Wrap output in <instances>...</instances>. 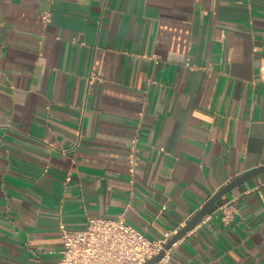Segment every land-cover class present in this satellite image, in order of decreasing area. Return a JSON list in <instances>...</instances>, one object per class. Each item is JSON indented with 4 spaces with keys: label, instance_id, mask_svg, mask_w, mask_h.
Returning <instances> with one entry per match:
<instances>
[{
    "label": "crops",
    "instance_id": "1",
    "mask_svg": "<svg viewBox=\"0 0 264 264\" xmlns=\"http://www.w3.org/2000/svg\"><path fill=\"white\" fill-rule=\"evenodd\" d=\"M263 164L264 0H0V264L93 216L159 237ZM165 264H264V170Z\"/></svg>",
    "mask_w": 264,
    "mask_h": 264
},
{
    "label": "built area",
    "instance_id": "2",
    "mask_svg": "<svg viewBox=\"0 0 264 264\" xmlns=\"http://www.w3.org/2000/svg\"><path fill=\"white\" fill-rule=\"evenodd\" d=\"M51 14L50 9L44 10L42 18L45 22L50 20ZM139 159V149L134 142L128 157L132 175ZM231 216L232 210L228 209L223 217L227 220ZM178 229L151 238L123 216H93L84 227L62 228L64 244L60 264H143L158 254ZM168 252L151 264H165Z\"/></svg>",
    "mask_w": 264,
    "mask_h": 264
},
{
    "label": "water",
    "instance_id": "3",
    "mask_svg": "<svg viewBox=\"0 0 264 264\" xmlns=\"http://www.w3.org/2000/svg\"><path fill=\"white\" fill-rule=\"evenodd\" d=\"M264 170V164L259 165L255 168H252L251 170L243 173L242 175L234 178L229 183L225 184L223 187H221L217 192H215L204 204L203 206L184 224L182 225L177 232H175L167 241L164 248L153 257L149 258L146 262L143 264H151L161 257H163L166 254V251L169 250L172 245L180 238L182 237L189 229H191L193 226H195L202 218L205 217V215L209 212L211 207L214 205V203L227 191L232 189L234 186L240 184L242 181L248 179L249 177L257 174L260 171Z\"/></svg>",
    "mask_w": 264,
    "mask_h": 264
}]
</instances>
